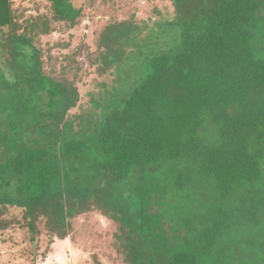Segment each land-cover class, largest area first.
I'll list each match as a JSON object with an SVG mask.
<instances>
[{"label":"trees","instance_id":"obj_1","mask_svg":"<svg viewBox=\"0 0 264 264\" xmlns=\"http://www.w3.org/2000/svg\"><path fill=\"white\" fill-rule=\"evenodd\" d=\"M46 1L51 17L20 24L0 0V227L18 209L20 226L63 240L98 212L131 264H264V0H170L149 40L104 30V62L134 39L137 68L87 115L36 44L82 10Z\"/></svg>","mask_w":264,"mask_h":264},{"label":"rangeland","instance_id":"obj_2","mask_svg":"<svg viewBox=\"0 0 264 264\" xmlns=\"http://www.w3.org/2000/svg\"><path fill=\"white\" fill-rule=\"evenodd\" d=\"M72 2L75 8L82 10L77 18L78 24L66 28L65 22L52 20L51 33L37 37L36 44L42 50L47 71L64 75L69 80L76 78L81 100L72 114L87 115L94 101H103L137 68V61L130 60L138 45L134 39L122 43L125 48L122 60L104 62L106 49L101 44L104 30L126 23L138 29V32L132 33L135 38L149 40L173 20L174 7L170 0ZM49 6L46 0H13V9L20 24L25 19L42 14L48 13L51 17ZM166 45L160 39L149 41L146 48H163ZM12 216L20 220L22 213L12 208L1 217L8 225L0 227V264H131L120 246L117 224L98 212L76 215L63 240L50 233L43 221L37 222L36 230L32 232L28 227L20 226Z\"/></svg>","mask_w":264,"mask_h":264}]
</instances>
